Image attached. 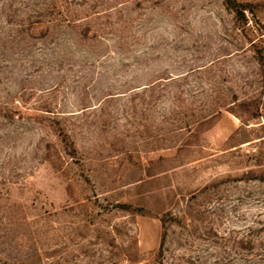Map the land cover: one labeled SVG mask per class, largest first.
Here are the masks:
<instances>
[{
    "label": "rangeland",
    "instance_id": "rangeland-1",
    "mask_svg": "<svg viewBox=\"0 0 264 264\" xmlns=\"http://www.w3.org/2000/svg\"><path fill=\"white\" fill-rule=\"evenodd\" d=\"M122 1L120 13L94 21H124L115 34L124 52H103L119 64L100 79L82 48L25 58L8 39L17 27L0 0V87L9 93L0 94L14 113L0 117V264H156L165 210L191 228L167 230L164 264L216 255L214 233L245 239L264 227V0H236L252 11L242 20L222 0L109 2ZM70 30L50 27L47 38L30 40L34 54H52ZM148 57L151 69L121 77ZM98 66L101 73L107 65ZM196 68L171 91L163 83L129 91ZM109 94L124 96L100 104ZM152 95L160 97L150 102Z\"/></svg>",
    "mask_w": 264,
    "mask_h": 264
},
{
    "label": "trees",
    "instance_id": "trees-1",
    "mask_svg": "<svg viewBox=\"0 0 264 264\" xmlns=\"http://www.w3.org/2000/svg\"><path fill=\"white\" fill-rule=\"evenodd\" d=\"M79 0H8V7L12 9L11 14L8 15V18H6L7 24L11 27L14 26L17 27V30L15 31V34L12 35V33L8 34V39L10 40V43L16 44L23 52V55L27 59H33V57H36L35 59H52L58 54L66 57V56H74L75 54L79 53L82 48L83 53L88 54L90 56L94 55L93 62H89L87 64L88 69H94L92 72L97 71L95 74V77H99L100 79H104V77L107 76V73H110L112 70H116L117 65L119 62H115L114 59H110L109 61H105L107 58L105 55L103 56V52H107L106 49L108 47H114L116 51H110L107 52L111 55H120L122 52H124V45L122 42L124 41V38L117 36L115 34H119L122 31V28L117 29L116 27H121L124 21H122L119 18H116L114 23H110L108 21H105V23L102 25V23H99L95 25V20L100 19H109L113 16V11H117L116 7H122L124 5H127L128 1H122L117 6H113L110 4V0H83L82 4L78 3ZM223 4L227 11L230 13H233L235 16V19H244L245 13L248 11L252 13L250 9L249 4H243L239 3L236 0H222ZM72 6L82 8L73 11ZM62 9V11L59 12L60 20L56 18L55 10L56 9ZM95 9H101V12H94L90 13L92 10ZM79 11H85L83 17H79ZM120 13V12H116ZM94 17H97L94 18ZM65 25L66 28H70L71 32L68 38L61 39L59 38L55 43L58 45L59 48H56L52 51V54H47L48 51L44 50L45 53H38L34 54V45L31 44L30 40L34 41H41L42 39L47 38V33L49 32L50 27H53L55 29L56 27H59L60 25ZM96 26V31L93 29ZM109 28V29H106ZM124 29V27H123ZM264 30V27L260 30ZM114 35V40L111 39L110 41L105 40V37L103 35ZM113 40V41H112ZM136 43V40L133 41V44ZM35 45H38L39 43L35 42ZM137 45V44H136ZM16 47V50L19 51V48ZM10 48L7 49L2 48L4 51H2V55L8 54L10 52ZM78 48V50H77ZM39 49H36L35 51H38ZM141 53V52H140ZM139 53V54H140ZM145 54V53H144ZM59 58V57H58ZM85 58V56L83 57ZM42 60V61H44ZM262 60V59H261ZM153 58L148 57L145 59V61L139 62L135 61L134 64H130L129 71L124 72V76H130V80H134L133 76L136 75L140 70H146L151 69ZM5 62V61H3ZM38 62V61H35ZM5 64H7L5 62ZM102 66L106 64V68L102 70L100 73L99 66ZM1 67V64H0ZM121 67V66H120ZM119 69V68H118ZM199 71L198 68L191 69L190 71L186 73H181L182 75L177 76L176 78L173 77H167L164 79H158L156 81H150L145 85H141L139 87H135L130 89V92L134 91H140V90H148L151 93L154 91V89L158 86L161 87L160 83H163L161 91H165L168 89L169 91L172 90V84L175 83L174 80H181L185 77H188L189 75L194 73H197ZM85 72V71H84ZM118 76V75H117ZM129 80V81H130ZM128 80H125V83L129 82ZM2 83L0 82V86ZM170 87V89H169ZM167 90V91H168ZM3 91L4 94L8 95L7 88H4L2 90V87H0V92ZM4 94H0V117L5 122L6 119L12 120L14 119V113L13 111H9L10 108L7 102V99ZM124 96V95H104L99 103H105L109 102V99H115L117 97ZM160 95H152L150 97V102H155L158 100ZM6 99L5 101H1V99ZM14 104H19L16 100L13 102ZM12 105V103H11ZM154 105V104H153ZM155 106V105H154ZM16 112V111H15ZM235 117L242 119L240 115H236L233 111H228ZM48 113V112H47ZM46 113V114H47ZM51 113V112H50ZM21 116V115H19ZM18 117V116H17ZM213 116H211L207 121L212 119ZM253 118L254 115H253ZM19 119V117H18ZM59 119V118H55ZM243 122V121H242ZM54 123L56 125H59V121L55 120ZM203 123H197L195 131H198L200 127H202ZM185 127L191 131H193L192 125L186 124ZM68 132L65 131L63 128V133H59L63 140L68 139L69 136L67 134ZM72 144V143H71ZM70 149L72 152L75 151L74 146L71 145ZM259 180L264 181V177H260ZM203 192V191H202ZM119 210L122 211H129L132 210V207L130 205L126 204H118L116 206ZM140 212V211H139ZM159 221L161 224L162 229V235L160 238V243L158 247V251L156 253V264H164V253H165V246H166V236H167V230L173 225L176 224L178 226L182 225L181 218L172 215L167 210L163 211L159 217ZM183 229H189L191 228V225L183 224ZM264 231V227L259 229H251L249 231V236L245 239H242L240 237L233 236V237H227L226 235L220 236L217 233H214L213 235L208 237L209 239H213L212 244L219 249H222V251H219L216 253V255H208L207 257H198L197 264H208V258L212 257L214 258V261L212 264H264V238L262 237V233ZM209 233H213L212 230L209 231ZM193 234V233H192ZM126 260L131 261L127 256ZM186 263L194 264V261L191 259L189 261H185Z\"/></svg>",
    "mask_w": 264,
    "mask_h": 264
}]
</instances>
